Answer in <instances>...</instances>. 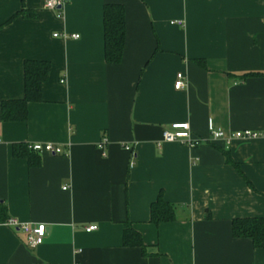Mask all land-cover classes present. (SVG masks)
<instances>
[{"label":"crops","instance_id":"obj_1","mask_svg":"<svg viewBox=\"0 0 264 264\" xmlns=\"http://www.w3.org/2000/svg\"><path fill=\"white\" fill-rule=\"evenodd\" d=\"M46 1L0 0V264H264V248L232 235L235 220H264V0H66L62 18ZM113 4L126 19L115 65L103 19ZM27 61L52 67L42 101L4 122L2 103L25 96ZM210 120L263 136L212 141ZM176 123L206 143L160 145ZM15 144L64 155L14 157ZM160 195L176 219L156 226ZM9 219L46 227L44 244L30 249ZM127 223L144 251L124 246Z\"/></svg>","mask_w":264,"mask_h":264},{"label":"trees","instance_id":"obj_2","mask_svg":"<svg viewBox=\"0 0 264 264\" xmlns=\"http://www.w3.org/2000/svg\"><path fill=\"white\" fill-rule=\"evenodd\" d=\"M104 19V49L105 62L111 65L120 64L126 41L125 33V10L122 5H106L103 12ZM24 71V98L2 103V120L4 122H24L28 117V105L42 101V86L47 81L51 72V65L42 61H27ZM258 76L260 74H248ZM30 152L27 146L15 144L12 148L14 157H29ZM34 153V152H33ZM151 209V223L159 226L164 223L174 222L176 219L175 208L167 203L163 196L153 202ZM3 212V206L0 204ZM0 211V212H1ZM232 235L236 239H248L255 249L264 248V220L263 219H238L232 223ZM123 243L126 247L145 249L144 239L134 230L132 224L124 226Z\"/></svg>","mask_w":264,"mask_h":264},{"label":"built area","instance_id":"obj_3","mask_svg":"<svg viewBox=\"0 0 264 264\" xmlns=\"http://www.w3.org/2000/svg\"><path fill=\"white\" fill-rule=\"evenodd\" d=\"M66 0H47L44 4V7L50 11L57 12L58 18H62L63 9L65 8ZM56 37H61L63 40H70L71 39H79V35H57ZM178 79L175 83L174 88L176 90H183L186 86L185 77L182 74H178ZM208 132L210 133V137L212 141H220V139H227V140H235L240 139L244 141H249L250 139H257L262 137V134L252 132V131H244V132H237L232 136H227L222 131H217L213 125V122L210 120L208 123ZM181 143L187 145L190 149L195 148L201 145H204L206 142L202 139L195 138L190 132V126L188 123H176L171 126L170 130H165L162 132V139L160 141V145L162 143ZM107 143V139H103V141L99 144V149L102 150L104 145ZM159 145V146H160ZM126 151L132 152L131 147L125 146ZM29 150L36 152V153H48L52 156L59 157L60 155H64L63 150L61 147H56L51 144H36L31 145ZM133 166V165H132ZM64 188L63 190H66ZM6 226L13 228L15 230H20L26 236V242L30 249H36L37 247L44 244V238L46 236L47 230L46 227L43 225L37 226H29L28 224H22L17 220L9 219L6 223ZM98 227L96 225H91L86 229V233L90 234L91 232L97 231Z\"/></svg>","mask_w":264,"mask_h":264}]
</instances>
